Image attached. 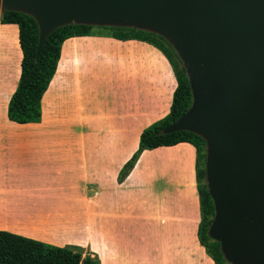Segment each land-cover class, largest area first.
Returning <instances> with one entry per match:
<instances>
[{
  "label": "crops",
  "instance_id": "obj_1",
  "mask_svg": "<svg viewBox=\"0 0 264 264\" xmlns=\"http://www.w3.org/2000/svg\"><path fill=\"white\" fill-rule=\"evenodd\" d=\"M22 60L18 26L0 24V230L101 264H215L199 239L192 144L146 150L118 181L143 131L170 113L166 56L138 40L68 39L31 124L8 119Z\"/></svg>",
  "mask_w": 264,
  "mask_h": 264
},
{
  "label": "water",
  "instance_id": "obj_2",
  "mask_svg": "<svg viewBox=\"0 0 264 264\" xmlns=\"http://www.w3.org/2000/svg\"><path fill=\"white\" fill-rule=\"evenodd\" d=\"M31 16L40 54L69 25L130 28L162 37L185 67L190 109L164 130L206 142L215 208L208 236L229 264H264V0H0Z\"/></svg>",
  "mask_w": 264,
  "mask_h": 264
},
{
  "label": "trees",
  "instance_id": "obj_3",
  "mask_svg": "<svg viewBox=\"0 0 264 264\" xmlns=\"http://www.w3.org/2000/svg\"><path fill=\"white\" fill-rule=\"evenodd\" d=\"M0 24H15L19 28V41L23 53L21 77L8 106V119L17 124L41 122L42 99L56 74L62 46L68 39L103 36L121 41L138 40L153 45L166 56L177 79V88L174 92L170 113L143 131L139 148L124 165L118 181L122 183L128 177L144 151L171 147L180 143L192 144L197 151V178L201 199L200 243L215 264H229L221 253L220 244L208 236L209 227L215 216V208L206 184V142L190 132L164 133L167 127L175 123L190 109L193 102L185 67L168 42L156 34L136 29L73 24L54 31L47 38L40 54L37 55L39 28L31 16L19 12H7L4 18L0 14ZM0 264L101 263L96 257L84 256L79 248L57 247L0 230Z\"/></svg>",
  "mask_w": 264,
  "mask_h": 264
},
{
  "label": "rangeland",
  "instance_id": "obj_4",
  "mask_svg": "<svg viewBox=\"0 0 264 264\" xmlns=\"http://www.w3.org/2000/svg\"><path fill=\"white\" fill-rule=\"evenodd\" d=\"M97 32H99V31H97ZM4 102H5V99L3 100V102H2V109L4 108L3 106H4Z\"/></svg>",
  "mask_w": 264,
  "mask_h": 264
}]
</instances>
